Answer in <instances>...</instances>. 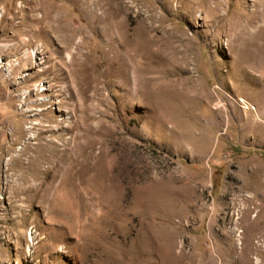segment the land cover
Returning a JSON list of instances; mask_svg holds the SVG:
<instances>
[{
  "label": "rangeland",
  "instance_id": "obj_1",
  "mask_svg": "<svg viewBox=\"0 0 264 264\" xmlns=\"http://www.w3.org/2000/svg\"><path fill=\"white\" fill-rule=\"evenodd\" d=\"M256 1L0 0V264H173L142 252L152 216L185 264H264ZM147 31L176 41L138 71L119 48Z\"/></svg>",
  "mask_w": 264,
  "mask_h": 264
},
{
  "label": "bare ground",
  "instance_id": "obj_2",
  "mask_svg": "<svg viewBox=\"0 0 264 264\" xmlns=\"http://www.w3.org/2000/svg\"><path fill=\"white\" fill-rule=\"evenodd\" d=\"M262 3V0H259V1H256L255 2V6H256V9L255 10H252V11H249L248 12V14H246L247 15V19H248V21H249V24H247L246 25V28H247V30H248V28L250 27V26H254V25H257V24H259V25H264V4L262 5L261 3ZM148 8H150V7H148ZM258 8H260V9H258ZM148 10V9H147ZM150 10V9H149ZM141 11V10H140ZM154 16V15H153ZM246 17V16H245ZM148 18V17H147ZM150 18H152L153 19V17H151L150 16ZM149 22V21H148ZM154 22V21H153ZM153 22L151 23V24H153ZM143 23V22H142ZM146 26H147V24H146ZM158 27H160V26H158ZM258 28V27H257ZM151 29H153V28H151ZM151 29H149V30H151ZM262 29V30H261ZM145 30V29H144ZM253 30V29H252ZM260 30L261 31H263V33H264V26H260ZM146 31V30H145ZM164 31V30H163ZM243 31V30H242ZM148 32V31H147ZM137 32V34H136V36L135 37H133V38H129V37H127V35H125V34H122V37H123V35H125L124 37L126 38L125 39V41L123 42V46L121 47V48H119L120 49V51L122 52V53H125V56H126V58L127 59H129L128 60V62L130 63V65H131V63H135V65H136V68H137V70L139 71L141 68H140V65H141V60H143V54H144V56H146L147 54H148V52H146L145 53V51H148L147 50V48L149 47V45L151 46V45H154V44H157V43H159V42H161V45H165L164 47H165V50L167 49V48H174V41H176V40H173V39H175V37H176V35L175 34H173V33H171V34H169V36H168V38H166V39H163V40H159V39H156V38H153L151 35H150V33L151 32ZM250 33H251V31H249ZM124 33H125V31H124ZM250 33H249V35H250ZM246 34H248V33H246ZM248 35V36H249ZM134 36V35H133ZM251 36V35H250ZM121 37V38H122ZM161 37V36H160ZM173 39H172V38ZM164 38V37H163ZM249 39V38H248ZM252 41H251V43L253 42L254 44H255V42H254V39H251ZM122 41V40H121ZM120 41V42H121ZM248 41H250V39L248 40ZM263 43V42H262ZM121 44H122V42H121ZM259 44V43H258ZM178 45V44H177ZM252 46H254L253 44H251ZM257 45V44H256ZM120 47V46H119ZM152 47H154V46H152ZM151 47V48H152ZM156 47V46H155ZM160 47V46H159ZM124 48V49H123ZM161 48H162V46H161ZM161 50V49H160ZM179 50V49H178ZM176 52H180V51H177L176 50ZM147 57V56H146ZM142 58V59H141ZM178 59H180L179 57H177ZM176 58V59H177ZM184 58V57H183ZM168 59V58H167ZM175 59V60H176ZM144 60H145V58H144ZM181 60V59H180ZM184 61V60H183ZM150 62V61H149ZM150 80H152V79H150ZM122 83L124 84V85H126V88H125V90L127 91V93H131L132 95H137V93H139V90H137L136 88L134 89V91H131L130 89H127V87H128V85H129V81H127V79H124V81H122ZM138 83V82H137ZM139 84V83H138ZM155 85V84H154ZM157 85V84H156ZM158 86V85H157ZM150 88V87H149ZM39 90H40V88H38ZM45 88H43L42 90H44ZM165 91H166V88L165 87H151L150 89H146V90H144V93H145V95L147 94L148 95V97L150 98V99H159L162 95H164V93H165ZM129 96V95H128ZM147 97V96H146ZM45 99V98H44ZM134 99V98H133ZM132 99V100H133ZM41 143V142H40ZM38 144V143H37ZM44 144V143H43ZM48 144V143H47ZM49 145V144H48ZM52 146V145H51ZM53 147V146H52ZM46 148V147H45ZM51 148V147H50ZM39 149H42V148H40L39 147ZM47 149V148H46ZM44 150V149H43ZM48 150V149H47ZM50 150V149H49ZM53 150V149H52ZM40 151H42V150H40ZM68 151V150H67ZM37 152V151H36ZM43 152V151H42ZM50 152V151H49ZM48 152V153H49ZM53 152V151H52ZM57 153V152H56ZM54 154V153H53ZM52 154V155H53ZM41 155H43V154H41ZM50 155V154H49ZM52 155H50V157L52 156ZM45 156H46V154H45ZM54 157L56 156L55 154L53 155ZM63 157V156H62ZM60 158V157H59ZM46 159V158H45ZM49 159V158H48ZM47 159V160H48ZM54 159V158H53ZM56 159H57V157H56ZM61 159V158H60ZM58 160L57 161V165L55 166H49V167H46L45 168V170L43 171H41V172H43V173H47L48 171H50V169H52V168H55V173L53 174V179H52V181L57 177V172L62 168L61 167V165H62V161L61 160ZM49 162H51L50 161V159L48 160ZM48 161H47V163H48ZM39 162H41V161H39ZM32 163V162H31ZM45 163V162H44ZM53 163V162H52ZM50 164V163H49ZM74 166H73V161H71L70 162V165H69V168H68V170H72V168H73ZM32 168V167H31ZM34 168V167H33ZM41 169H39V171H40ZM38 171V170H37ZM52 171V170H51ZM23 173V172H22ZM34 173V172H33ZM32 173V174H33ZM40 173V172H39ZM73 173V172H72ZM35 175V174H34ZM46 176V175H45ZM70 176H72V175H70ZM37 179V178H36ZM43 181V180H42ZM42 184V183H41ZM40 184V185H41ZM33 185V184H32ZM167 190V189H166ZM169 191V190H168ZM165 190L164 189H162V190H158V192L157 193H153V194H151V193H148L146 196H144V197H142V199L144 200L143 201V204L145 205V207L146 208H151L152 210H154V208L156 209V208H159L160 206H159V202H158V200H157V198H161V197H163V196H165ZM142 195V194H141ZM166 197V196H165ZM162 201V200H161ZM164 205V204H163ZM158 210V209H157ZM162 210V209H161ZM169 210V209H168ZM150 211V210H149ZM163 211V210H162ZM165 211V210H164ZM163 211V212H164ZM152 212V211H151ZM170 212V211H169ZM172 212V211H171ZM177 212V211H176ZM175 212V213H176ZM153 213V212H152ZM156 213V212H155ZM155 213H154V215H155ZM166 213V212H165ZM165 213H164V215H165ZM169 215V214H168ZM171 215V217H172V215H175V214H170ZM169 215V216H170ZM150 216V215H149ZM156 216V215H155ZM158 216H159V214H158ZM157 216V217H158ZM162 216V215H161ZM178 216V215H177ZM165 217V216H164ZM163 217V218H164ZM173 217H175V216H173ZM153 218H155V217H153L152 216V221H150L148 224H147V226L144 228V230H140V232H142V233H140L141 234V240H142V242H141V246H142V252L143 253H149V254H156V253H159V254H161V255H164V257L166 256V255H168V256H166V258H168V257H170L171 258V260L173 261V264H185V259H186V251H185V248H184V246L182 245V244H178L177 243V241H176V239H175V241H172L170 238H174V237H169V235L166 233L167 231H165L164 232V230L163 229H161V231H159V230H157L158 228H160L161 226H158V228H157V226H156V228H154V225H153V220L155 221V219H153ZM166 218V217H165ZM165 218H164V220H165ZM181 218V217H180ZM160 219H162V217L160 218ZM171 219H173V218H171ZM170 219V220H171ZM149 221V220H148ZM175 222V221H174ZM157 223H158V221H157ZM175 223H177V222H175ZM155 224V223H154ZM158 224H160V223H158ZM166 224V223H165ZM183 224V223H182ZM160 225H162V224H160ZM143 226V225H142ZM164 226V225H163ZM184 226V225H183ZM144 227V226H143ZM142 227V228H143ZM166 227H167V225H166ZM182 227V226H181ZM163 230V231H162ZM166 230H167V228H166ZM169 230V229H168ZM169 232V231H168ZM172 233V232H171ZM173 234H174V232H173ZM174 236V235H173ZM177 237V236H176ZM176 248H178V250L176 249ZM136 250V249H135ZM139 253H141V252H139ZM160 256V255H159ZM162 257V256H161ZM118 260L116 259V262H117ZM124 261V260H123ZM133 261V260H132ZM112 263V262H111ZM129 263V262H128ZM118 264H127V263H125V262H122V260L121 259H119V261H118Z\"/></svg>",
  "mask_w": 264,
  "mask_h": 264
},
{
  "label": "built area",
  "instance_id": "obj_3",
  "mask_svg": "<svg viewBox=\"0 0 264 264\" xmlns=\"http://www.w3.org/2000/svg\"><path fill=\"white\" fill-rule=\"evenodd\" d=\"M2 10H0V16H1Z\"/></svg>",
  "mask_w": 264,
  "mask_h": 264
}]
</instances>
